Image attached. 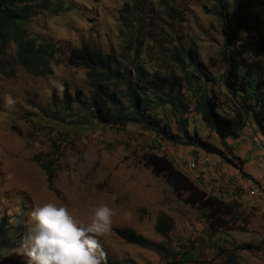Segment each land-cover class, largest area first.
<instances>
[{"label":"rangeland","instance_id":"1","mask_svg":"<svg viewBox=\"0 0 264 264\" xmlns=\"http://www.w3.org/2000/svg\"><path fill=\"white\" fill-rule=\"evenodd\" d=\"M133 1L63 0L60 9L53 0V7L41 11L25 27L28 39L46 41L59 49L48 76H34L18 65L13 44L0 58V223L20 221L28 232L32 209L53 202L89 224L95 209L106 205L113 212L111 226L97 237L105 253L104 264L170 262L152 249L121 239L119 229H132L182 254L192 248L188 256L194 262L187 264H225L234 244L250 246L238 252L240 264H264V178L258 183L261 190H252L251 195L259 177L243 176L200 147L164 141L135 123L104 125L91 108L87 70L69 64L73 50L90 45L116 55L120 70L127 69L132 77L143 64L151 73L160 69L182 76L181 66L171 58L179 42L194 65L215 79L209 88L224 102L226 90L220 77L227 66L222 62L226 45L240 48L244 58H258V54L251 51L252 43L245 40L243 29H237L243 39L236 45L235 39L225 36L226 22L215 13L213 0H148L142 27L126 29L120 16ZM227 1L230 7L234 5V0ZM245 4L247 13L264 26V0H245ZM168 6L173 8V21ZM11 72L10 77L5 75ZM184 93L190 104L189 133L196 132L207 144L221 147L217 134L195 113L193 95ZM221 112L229 114L225 109ZM155 114L168 115L176 132L170 109H157ZM249 117L247 127L264 137ZM147 154L166 157L210 200L228 205L232 229L214 231L201 208L185 203L163 177L146 167ZM159 218L173 223L168 239L156 231ZM22 241L0 253L1 264L20 260L33 264L23 253Z\"/></svg>","mask_w":264,"mask_h":264},{"label":"trees","instance_id":"2","mask_svg":"<svg viewBox=\"0 0 264 264\" xmlns=\"http://www.w3.org/2000/svg\"><path fill=\"white\" fill-rule=\"evenodd\" d=\"M53 0H0V58L15 46V61L24 70L34 76H48L52 73V62L59 55V49L46 41H33L27 38L26 25L41 11L53 7ZM57 8L64 5L63 0H56ZM148 0H134L123 10L120 18L126 29L139 28L142 15ZM215 13L225 20L223 30L225 36H231L237 42L243 39L238 36L237 29H243L245 40L252 43L258 58H244L240 48L226 45L222 62L226 63L224 73L220 77L226 90V99L220 101V95L209 88L215 79L207 75L200 67H196L189 52L177 42L171 52L172 61L181 66L182 76L173 72L146 70L141 65L132 73L120 70L114 54H104L97 46L86 45L73 50L69 56V64L86 69L92 87L91 108L95 117L107 126L125 127L130 123L141 125L145 130L157 134L162 140L173 144L200 147L210 155L222 158L234 166L245 176L243 162L233 154L228 139L237 138L239 133L250 125L256 124L264 135V26L258 19L248 14L245 0H234L233 6L227 0H213ZM166 5V3H165ZM244 8V10H241ZM59 9V10H60ZM173 21V8L168 6ZM233 21L235 24H231ZM236 27L234 30L233 28ZM138 43V42H137ZM13 72L5 74L10 77ZM217 81V80H216ZM122 88V89H121ZM185 91L195 99L194 111L203 123L217 134L221 147L207 144L194 132L188 131V114L190 104L186 101ZM126 100L124 105L121 99ZM69 96L66 104L71 107ZM81 100V99H80ZM82 101V100H81ZM170 109L175 116L176 132L171 127L168 115L160 118L155 110ZM229 111V114L221 110ZM53 113L59 114V111ZM248 115V116H247ZM229 156H228V155ZM145 165L157 177H163L171 185L174 192L184 197V202L201 208L214 231L227 229L232 223L231 209L228 205L210 200L207 194L188 176L177 170L174 164L164 156L145 155ZM247 176V175H246ZM228 216L230 218H228ZM174 226L170 219L159 218L156 231L166 239ZM27 233L25 226L16 221L0 223V253L12 250ZM22 234V236H21ZM118 236L128 243L152 249L166 259L167 264H187L194 262L188 255L182 254L164 243H153L132 229L117 230ZM249 244H234L226 253L225 264H240L239 251L248 250ZM1 264V263H0ZM3 264H6L3 262ZM12 264H25L22 260Z\"/></svg>","mask_w":264,"mask_h":264},{"label":"clouds","instance_id":"3","mask_svg":"<svg viewBox=\"0 0 264 264\" xmlns=\"http://www.w3.org/2000/svg\"><path fill=\"white\" fill-rule=\"evenodd\" d=\"M112 215V209L100 206L84 224L65 206L53 202L36 206L21 244L23 253L33 264H104L97 237L110 229Z\"/></svg>","mask_w":264,"mask_h":264},{"label":"crops","instance_id":"4","mask_svg":"<svg viewBox=\"0 0 264 264\" xmlns=\"http://www.w3.org/2000/svg\"><path fill=\"white\" fill-rule=\"evenodd\" d=\"M251 128H256L252 125ZM255 133V134H254ZM233 154L243 162L244 173L253 180L264 178V137L245 127L237 138L228 139ZM259 192V191H258Z\"/></svg>","mask_w":264,"mask_h":264},{"label":"built area","instance_id":"5","mask_svg":"<svg viewBox=\"0 0 264 264\" xmlns=\"http://www.w3.org/2000/svg\"><path fill=\"white\" fill-rule=\"evenodd\" d=\"M262 181H263V177L262 176H260L255 182H254V184H253V186L251 187V191H250V194L252 195V190H261L259 187H258V183H262Z\"/></svg>","mask_w":264,"mask_h":264}]
</instances>
